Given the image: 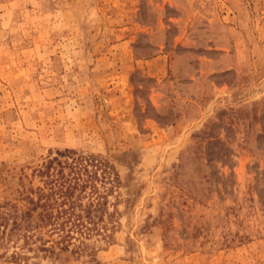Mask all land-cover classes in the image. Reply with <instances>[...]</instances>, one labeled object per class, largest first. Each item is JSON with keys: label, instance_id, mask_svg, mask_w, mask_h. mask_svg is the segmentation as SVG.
Returning a JSON list of instances; mask_svg holds the SVG:
<instances>
[{"label": "rangeland", "instance_id": "rangeland-1", "mask_svg": "<svg viewBox=\"0 0 264 264\" xmlns=\"http://www.w3.org/2000/svg\"><path fill=\"white\" fill-rule=\"evenodd\" d=\"M67 149L98 227L0 264H264V0H0V209Z\"/></svg>", "mask_w": 264, "mask_h": 264}, {"label": "trees", "instance_id": "trees-1", "mask_svg": "<svg viewBox=\"0 0 264 264\" xmlns=\"http://www.w3.org/2000/svg\"><path fill=\"white\" fill-rule=\"evenodd\" d=\"M66 153H70L69 160L61 161L55 156L39 170L43 175V185L31 188L25 194L27 206L19 207L8 202L1 207L0 241L16 236L21 237L24 243L38 242V249L52 251L55 245L67 248L75 237L74 233L88 235L89 230L98 227L100 215L95 210L102 195L94 180L98 176V168H101L99 166L105 168L110 165L94 156L74 155L69 149L59 154ZM54 161L56 166L52 167ZM85 196L87 201L83 202ZM44 233L55 234L56 237L47 244L49 239L43 237ZM13 257L16 259L17 253Z\"/></svg>", "mask_w": 264, "mask_h": 264}]
</instances>
